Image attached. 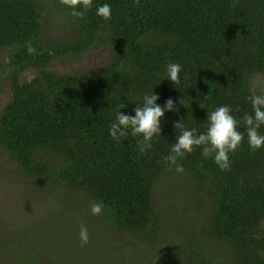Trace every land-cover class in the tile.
I'll return each instance as SVG.
<instances>
[{
  "label": "trees",
  "instance_id": "16d2710c",
  "mask_svg": "<svg viewBox=\"0 0 264 264\" xmlns=\"http://www.w3.org/2000/svg\"><path fill=\"white\" fill-rule=\"evenodd\" d=\"M104 4L110 20L96 14ZM70 12L59 0H0V81L9 89L0 107L1 174L17 177L40 205L46 188L77 198L59 209L73 210L95 237L107 233L116 250L130 244L135 260L127 264H264V147L250 149L243 122L254 115L247 97L260 94L250 78L264 77V0H93L84 19ZM93 47L106 48L100 65L56 69V60ZM170 62L181 65L178 85L167 78ZM153 92L161 107L174 102L161 135L144 152L130 130L118 143L109 133L117 114L134 116ZM219 106L231 107L244 134L230 170L200 148L178 160L182 173L169 167L164 158L182 134L174 124L204 133ZM94 202L104 204L102 215H92ZM37 240L0 235V264H57ZM88 254L68 264H105ZM109 254V264L124 263Z\"/></svg>",
  "mask_w": 264,
  "mask_h": 264
},
{
  "label": "rangeland",
  "instance_id": "374dc122",
  "mask_svg": "<svg viewBox=\"0 0 264 264\" xmlns=\"http://www.w3.org/2000/svg\"><path fill=\"white\" fill-rule=\"evenodd\" d=\"M51 22L53 28L56 26L58 29L57 31L60 32L62 29L60 19L54 16ZM106 56V48L93 47L81 55L58 59L54 63L56 69L59 71H78L100 65L103 63ZM0 57H2V55ZM1 79L0 107L6 102L9 91L4 80L5 78L2 77ZM250 81L253 87L258 90L261 95H264V77L254 75L250 78ZM10 167L11 166H8V168ZM46 187H49V185H46L45 188ZM46 189L50 192L48 195H45L48 201L40 205L38 203L39 200L33 201L32 189H27V187L21 184L18 178L12 176L11 173L8 172L5 176L2 175L0 171V235H2V237L5 238L8 234H10V237L16 235L24 236L29 240H34V238L38 237L36 242H40L41 244H39L37 248H42L47 251L49 257L57 264H68L76 253L81 254V252H88V255L100 253L101 262L105 264L114 261L111 259L110 252L115 253L116 256L121 255L124 258V263H122L121 259L117 257V263L121 262L122 264H127L135 260L134 257H127L130 255V244L124 249L116 250V248L111 245L112 240L109 235L103 231L96 232V237L93 235L94 232H89V243L81 247L79 240L80 223L75 221V212L64 208L59 209L61 207L59 203L65 201L68 203H76L78 199L74 197L67 198L57 189ZM160 189V187H157L155 192L159 199H161ZM51 202H54L57 213L53 212L50 208ZM63 231L69 234V236H65L66 240L63 236ZM116 237L117 240L122 243L127 239H131L125 234H117ZM2 245L0 244V254L4 259L3 256H5L4 253L6 250L1 247ZM3 259L0 258L1 261Z\"/></svg>",
  "mask_w": 264,
  "mask_h": 264
},
{
  "label": "clouds",
  "instance_id": "9594fccd",
  "mask_svg": "<svg viewBox=\"0 0 264 264\" xmlns=\"http://www.w3.org/2000/svg\"><path fill=\"white\" fill-rule=\"evenodd\" d=\"M59 3L71 9V16L77 19H84L85 14L93 6V0H59ZM96 14L104 20H110L112 10L109 4H104L97 8ZM29 54H36V49L28 46ZM181 65L178 63H169L167 65V78L174 85L180 83ZM159 99L154 92L151 95H145L143 105L137 106L135 115H125L121 111L117 114L116 122L111 124L109 129L110 136L118 143L122 138L129 135L142 136L139 144L141 152L152 148L153 138L161 135V118L166 110H174V102L168 99L163 107L156 104ZM252 104L253 113L245 114L243 122L247 128L248 144L252 151H257L264 147V135L258 132V129L264 125V95L257 94L252 90V94L247 97ZM186 106V105H185ZM201 107H203L201 105ZM178 111V109H175ZM230 106H219L214 111L207 113L209 121L207 131L197 134L195 129L189 130L181 122L174 124L175 128L182 129V134L177 138V142L171 147V154L164 158L169 167L175 166L179 173L184 171L178 160L185 158L186 154L192 153L196 148L202 149V156L205 158H214L215 163L222 171L230 170V153H235L244 140V134L238 131V121L231 114ZM104 204L94 202L90 205V211L94 216L103 214ZM79 240L81 247L86 246L90 241L88 228L81 223L79 231Z\"/></svg>",
  "mask_w": 264,
  "mask_h": 264
}]
</instances>
